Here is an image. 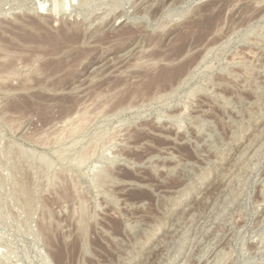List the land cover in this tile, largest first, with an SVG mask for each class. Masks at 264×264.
I'll return each instance as SVG.
<instances>
[{
    "label": "rangeland",
    "instance_id": "374dc122",
    "mask_svg": "<svg viewBox=\"0 0 264 264\" xmlns=\"http://www.w3.org/2000/svg\"><path fill=\"white\" fill-rule=\"evenodd\" d=\"M0 264H264V0H0Z\"/></svg>",
    "mask_w": 264,
    "mask_h": 264
},
{
    "label": "bare ground",
    "instance_id": "6f19581e",
    "mask_svg": "<svg viewBox=\"0 0 264 264\" xmlns=\"http://www.w3.org/2000/svg\"><path fill=\"white\" fill-rule=\"evenodd\" d=\"M211 26V24H208V25H206L204 28H205V32H206V30H208L209 28H211L210 27ZM64 30V29H63ZM62 30V31H63ZM68 30H70V29H68ZM68 30H66V31H68ZM210 30V29H209ZM208 32V31H207ZM65 33V32H64ZM201 33V32H200ZM56 34H57V36H59V34L56 32ZM67 35V34H66ZM65 35V36H66ZM198 37V36H197ZM56 38V37H55ZM31 39L33 40V41H37V39L35 38V37H33V36H31ZM42 42L44 41V42H48V44H53V42H52V40H53V36L52 35H50V33H45V34H43V36L42 37H40L39 38ZM61 41V40H60ZM62 43H63V41H61ZM62 43H57V44H53V46L55 45H60V44H62ZM51 46V45H50ZM181 68V67H180ZM180 68H178L177 70H175V71H170V72H172V74L171 73H169L170 74V76L168 77V79H165V83H167V84H169L170 85V83H173L174 82V78H172L173 76H175L176 77V74L178 75V77L179 76H181V73L183 74V70L181 71L180 70ZM167 71V70H166ZM168 72V71H167ZM181 72V73H180ZM164 74H166V72L164 71L163 73H160L159 75L160 76H163ZM172 76V77H171ZM159 79H160V77H159ZM173 80V81H172ZM176 80V79H175ZM163 82V84H165ZM169 82V83H168ZM162 84H160L158 87H160ZM172 85V84H171ZM170 85V86H171ZM151 89V88H150ZM80 161V160H79ZM81 161H82V159H81ZM65 254V253H64ZM61 255H63L62 253H61ZM65 256V255H64ZM60 257H62V256H60Z\"/></svg>",
    "mask_w": 264,
    "mask_h": 264
}]
</instances>
